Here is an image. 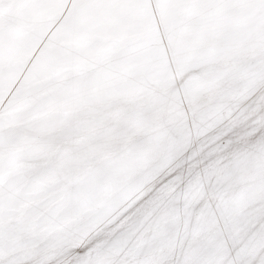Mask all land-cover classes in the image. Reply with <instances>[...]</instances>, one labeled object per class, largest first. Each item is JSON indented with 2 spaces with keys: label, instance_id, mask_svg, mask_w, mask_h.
I'll return each instance as SVG.
<instances>
[{
  "label": "snow or ice",
  "instance_id": "1",
  "mask_svg": "<svg viewBox=\"0 0 264 264\" xmlns=\"http://www.w3.org/2000/svg\"><path fill=\"white\" fill-rule=\"evenodd\" d=\"M0 264H264V0H0Z\"/></svg>",
  "mask_w": 264,
  "mask_h": 264
}]
</instances>
